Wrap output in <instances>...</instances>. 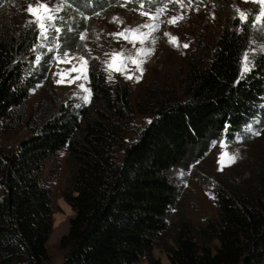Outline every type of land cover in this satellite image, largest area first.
<instances>
[{
  "label": "trees",
  "instance_id": "1",
  "mask_svg": "<svg viewBox=\"0 0 264 264\" xmlns=\"http://www.w3.org/2000/svg\"><path fill=\"white\" fill-rule=\"evenodd\" d=\"M61 1L67 6L57 41L63 53L83 52L90 98L44 102L29 134L9 150L0 146V264L50 261L53 205L43 169L64 149L70 183L64 198L74 215L60 240L61 264H164L155 247L170 264H264V161L247 184L215 187L217 216L202 225L172 217L178 194L172 170L200 157L214 140L234 141L258 115L264 61L246 73L242 66L255 17L230 16L211 47L197 43L180 90L145 89L139 109L153 116L128 142L131 88L110 84L80 37L86 15L118 0ZM39 38L36 23L0 15V131L23 121L43 76L35 65Z\"/></svg>",
  "mask_w": 264,
  "mask_h": 264
},
{
  "label": "rangeland",
  "instance_id": "2",
  "mask_svg": "<svg viewBox=\"0 0 264 264\" xmlns=\"http://www.w3.org/2000/svg\"><path fill=\"white\" fill-rule=\"evenodd\" d=\"M41 2L53 9L51 14L54 17L42 21L47 28L46 38L36 23L40 29V38L35 51V65L43 76L37 78L39 81L31 91L24 108L23 121L14 128L0 131V146L5 150L11 149L29 134L34 124V112L44 102L54 106L57 100L66 102L69 98L75 102L90 98V93L79 87L83 84L84 88L90 89L88 62L84 65L80 59L82 57L87 61L83 52L63 53L57 41L60 31L58 24L64 19L63 12L67 4L61 0ZM36 3L37 0H0V15L5 13L23 24L36 19L26 10L28 5ZM262 7L264 5L254 0H118L102 11L85 16L80 32L84 48L98 58L110 84L116 87L126 83L131 88L135 115L129 125L128 142L136 138L138 130L153 116L139 109L145 89L158 85L180 90L181 78L189 67L191 51L197 43L211 47L230 16L242 20L255 17L246 53L251 61V69L257 67L259 60L264 61V17L260 15ZM240 12L246 13L247 19L241 18ZM173 18H176V22L170 23ZM125 29L139 31L131 33L128 39L110 35ZM139 33L147 34L146 38H142ZM170 39L173 43L169 42ZM133 40L134 44L130 42ZM74 68L76 71H73ZM77 76L81 78L75 79ZM61 79L63 82L58 83ZM70 80L73 82L69 83ZM256 132L259 135L254 134ZM233 154L236 155L234 163L230 160ZM262 161L264 96L256 119L246 125L243 132L234 137V141L228 140L227 135L219 141L214 140L200 157L172 170L173 184L178 188L172 217H186L194 224L202 225L208 216H217L215 187L231 182L247 184ZM68 177L67 149H64L56 158L49 159L43 169V182L49 190L53 205L52 231L48 241L51 259L48 264H61L66 255L60 240L68 233L70 219L74 215V210L64 198V193L70 189ZM2 193L0 186V196ZM153 254L164 264H170L166 252L161 248L155 247ZM138 264L150 263L144 259Z\"/></svg>",
  "mask_w": 264,
  "mask_h": 264
},
{
  "label": "snow or ice",
  "instance_id": "3",
  "mask_svg": "<svg viewBox=\"0 0 264 264\" xmlns=\"http://www.w3.org/2000/svg\"><path fill=\"white\" fill-rule=\"evenodd\" d=\"M254 2L256 3H259L261 5H264V0H254ZM27 12L34 16L36 19L35 20H29L28 23L29 24H34V23H38L40 28H41V34L45 36H47V28L45 26V24L42 22L44 19H47V20H52L54 17L52 16V12H53V9L51 7H49L47 4H44L41 2V0H37V3L35 5H28L27 7ZM144 15H147V13H144ZM260 15L261 17H264V7L261 8L260 10ZM240 16L241 18H244V19H247V14L244 13V12H240ZM182 18V17H181ZM176 22V18H173L170 23H175ZM141 27H151L150 25H141ZM154 30H156L154 28ZM139 30L138 29H125V31L123 32H119V33H111L110 35H113V36H118V37H124L125 39H128L129 38V35L131 33H137ZM139 35L142 37V38H146V35L147 34H144V33H139ZM166 36H168L169 34L168 33H165ZM131 43H135V41H130ZM141 42H143V39H141ZM170 43H173V40L170 39L169 41ZM188 45H184V47H187ZM66 55V54H65ZM115 55V54H114ZM120 55H123L122 53ZM81 59V62L82 64L86 65L87 61H85L82 57L80 58ZM135 62V61H134ZM251 64V61L249 60L248 58V54L246 53L244 55V58H243V72L246 73L248 71L251 70L250 68V65ZM142 70V69H141ZM73 71H76V69L74 68ZM81 76H77L75 79H80ZM86 78V76L84 77ZM111 78V77H110ZM131 78V77H129ZM58 83H62L63 82V79L57 81ZM69 83H72L73 81H68ZM81 89H84V91L86 92H89L90 93V89H86L84 88V85L81 84L79 86ZM225 132H227V128L225 129ZM256 135H259V132H256L254 133ZM215 146V145H213ZM223 158V154L221 156V160ZM230 160L231 162H235L236 160V155L233 154L231 157H230ZM221 170L222 167H221Z\"/></svg>",
  "mask_w": 264,
  "mask_h": 264
}]
</instances>
